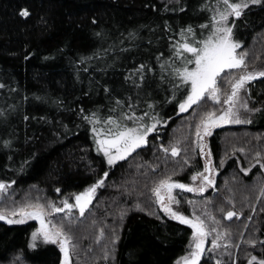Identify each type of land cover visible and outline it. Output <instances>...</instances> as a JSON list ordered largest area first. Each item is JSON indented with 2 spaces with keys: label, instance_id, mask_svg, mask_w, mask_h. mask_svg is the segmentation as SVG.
Segmentation results:
<instances>
[{
  "label": "trees",
  "instance_id": "obj_1",
  "mask_svg": "<svg viewBox=\"0 0 264 264\" xmlns=\"http://www.w3.org/2000/svg\"><path fill=\"white\" fill-rule=\"evenodd\" d=\"M175 2L0 0V83L5 84L0 88V110L4 113L0 115V141L11 139L13 144L11 150L0 145V179L16 181L11 197L19 201L30 194L60 202L64 194L82 191L104 171L109 172L105 185L97 189L85 215H77L70 226L80 249L74 264H105L102 248L111 239L113 228L120 239L116 242L115 260L108 264H174L187 249L190 226L166 216L158 219L133 205L139 201L164 215L152 199L153 181L175 169L173 179L186 183L193 171L202 169L203 157L189 151L193 162L180 170L184 153L172 157L169 152L166 156L159 144L168 146L170 142L180 141L182 148L194 147V126L212 103L193 105L184 113L175 112L174 104H164L162 112L172 116V120L160 126L159 138H150L148 146H142L113 167L96 152L90 125L74 114L79 106L93 109L94 105L106 103L100 83L114 85L119 90L121 74L126 68L139 63L142 57H154L158 51L167 57L170 44L179 39L181 26L199 25L210 18L208 12L198 10L202 0H185L189 7L183 13L164 10L165 4L171 7ZM23 6L30 9V17L19 15ZM164 21H168L173 32L163 28ZM237 23L236 35L243 41L241 50L248 52L250 67L264 68V11L254 7ZM130 32L137 34L132 41L135 46L123 52L113 49L114 44L116 49L128 46ZM169 35L173 37L171 41ZM100 49L113 50L104 58L94 56ZM81 58L82 62L77 63ZM153 67L158 65L153 63ZM221 87L228 90L224 83ZM85 92L90 95L84 96ZM250 93L251 106L264 103V78L250 82ZM155 98L158 103L162 102L164 91ZM25 116L29 119L25 120ZM250 118L251 123L217 126L207 138L218 169L215 186L196 195L185 190L176 192L181 199L179 208L185 214L192 211V205L186 201L195 200L198 212L206 204L222 225L232 230L234 242L240 243L239 250L233 249L234 256L238 257L236 264H247L249 253L264 257L261 245L250 246L240 240L241 233L246 240L253 232L264 239V212L261 211L264 197L260 196L264 169L255 165L247 174L242 171L252 162L256 151L264 152V115L256 113ZM241 147L247 152H240ZM29 157L32 159L24 164ZM221 160H224L222 166ZM57 187L62 189L61 193L55 191ZM221 207L224 212L243 211V215L229 220L219 211ZM122 209L128 212L120 227ZM61 215L56 214L57 219ZM249 215L251 221L247 220ZM37 225L35 220L12 225L0 221V264H10L19 253H23L20 264H58L57 245H43L36 250L27 247ZM101 227L105 229V236L97 242ZM208 239L211 247L212 237Z\"/></svg>",
  "mask_w": 264,
  "mask_h": 264
},
{
  "label": "snow or ice",
  "instance_id": "obj_2",
  "mask_svg": "<svg viewBox=\"0 0 264 264\" xmlns=\"http://www.w3.org/2000/svg\"><path fill=\"white\" fill-rule=\"evenodd\" d=\"M155 7V5H152ZM185 0H176L170 7L164 5L165 11H179L181 13L188 9ZM254 7L264 11V0H202L198 5L199 11H206L210 18L202 24L188 23L180 27L179 39L170 44V55L165 57L163 52H157L152 57H142L139 63H133L123 72L119 90L114 85L100 83L99 87L104 93L106 103L94 105L93 109L79 106L74 113L82 122L90 125L93 143L97 153H102L109 167L115 166L119 161L125 160L130 154L141 149L142 146L150 144L152 140L158 139L160 126L168 125L172 116H166L163 112L164 104H174L175 112L184 113L193 105L211 102L212 107L200 114L195 124L194 147H181L180 141L170 142L166 146L163 142L159 149L167 156L170 152L172 157L184 153L183 161L179 163V169L183 170L185 165L192 164L193 159L188 155L189 151L204 157V165L201 170L193 171L191 183H184L173 179L176 170L166 173L153 181L151 188L152 199L164 215L152 211L141 202H136L133 207L141 211H147L148 215L157 216L158 219L169 217L179 221L191 228V237L187 245V251L178 257L175 264H236L238 257L234 256L233 249H240V243L233 240L232 230L224 227L221 220L210 212L205 204L198 212L197 202L187 200L192 205L191 214H185L179 209L181 199L179 193L174 190H186L191 193H204L215 186L213 173L218 171L212 159V150L208 145L206 137H210L213 129L220 125L251 123V116L256 113L264 115V103L259 106H251L250 82L257 78H264V68L250 67L248 63V52L242 49L243 41L237 37L235 29L237 21L245 18L252 12ZM19 15L24 18L31 16L27 6L19 9ZM247 23V21H244ZM93 23L96 18L93 17ZM163 28L169 33L173 32L168 21H164ZM101 35V33H96ZM135 32L128 34L129 44L125 48L113 49L128 51L135 45L132 43L136 38ZM160 37H157L159 40ZM169 41L173 39L168 36ZM123 44V41H120ZM151 47L152 41H148ZM100 49L101 58L107 57L110 50ZM135 59V58H134ZM83 58L76 62L81 63ZM153 63L158 67H153ZM227 70V71H226ZM84 71H88L87 68ZM223 73V76L221 75ZM221 83L228 86V90L221 87ZM5 84L0 83V88ZM163 90L165 98L158 103L156 96ZM89 96L90 93H83ZM107 110L105 114L104 110ZM144 109H147L145 111ZM0 110V115H3ZM29 119L28 116L24 117ZM0 145L11 150L13 147L11 139L0 141ZM240 152L246 153L243 147ZM232 155H236L233 149ZM12 160V156L8 157ZM24 161L28 164L29 160ZM221 166L224 160H221ZM259 165L264 169V152L256 151L252 162L248 167L242 168L247 174L252 167ZM7 167V165L5 166ZM158 165H153V168ZM23 165H21V170ZM109 176L104 171L93 183L84 190L64 194L59 204L51 199H41L26 194L17 201L11 197L12 185L15 180L0 179V221L7 224H23L29 220L39 222L28 241L27 247L33 250L43 245H57L60 253L58 264H74V257H79V242L76 240L70 226L74 223L77 215L83 217L85 210L91 205L96 196L97 189L103 187ZM57 193L62 189L57 187ZM260 196L264 197V188L260 190ZM234 203L233 201H230ZM75 210V211H74ZM224 212V208L219 209ZM255 212L256 209L252 208ZM264 212V209H261ZM128 209H122L119 213V225L123 226L124 217ZM56 214H62L57 219ZM224 215L231 220L239 218L243 211L228 210ZM247 220L251 221L249 215ZM248 225H245V229ZM105 236V229L101 227L96 238L97 242ZM211 239V247H206L208 238ZM120 239L116 229H112L111 239L102 248V259L105 264L115 260L116 242ZM241 242L264 249V239L250 234L245 240L243 233L240 234ZM110 245V246H109ZM247 264H264V257L248 254ZM23 253H19L10 264H20Z\"/></svg>",
  "mask_w": 264,
  "mask_h": 264
},
{
  "label": "rangeland",
  "instance_id": "obj_3",
  "mask_svg": "<svg viewBox=\"0 0 264 264\" xmlns=\"http://www.w3.org/2000/svg\"><path fill=\"white\" fill-rule=\"evenodd\" d=\"M238 51H241V49L240 50H238ZM227 125H230V124H227ZM227 125H220V126H227ZM207 138L208 137H206V140H207ZM207 143H208V140H207ZM102 154V153H101ZM103 155V154H102ZM203 165H204V157H203ZM203 168V167H202ZM216 174H217V171H215L214 173H213V176H214V179H215V176H216ZM191 177V176H190ZM186 183H191V180L189 179V181L188 182H186ZM234 191H235V189H234ZM174 192H177V190H174ZM185 192H188V191H186L185 190ZM189 193H191V192H189ZM191 194H193V195H196V194H199V193H191ZM56 201V200H55ZM58 204H59V201H56ZM180 209V208H179ZM181 210V209H180ZM182 211V210H181ZM188 215H190V214H188ZM37 223H38V225H37V227H39V222L37 221ZM36 227V228H37ZM191 237V236H190ZM29 239H30V236H29ZM190 239V238H189ZM209 240V239H208ZM29 241V240H28ZM189 242V241H188ZM188 245V244H187ZM206 247H209V243H208V241L206 242ZM188 249H186V251H187ZM185 251V252H186ZM174 264H175V262H174Z\"/></svg>",
  "mask_w": 264,
  "mask_h": 264
},
{
  "label": "flooded vegetation",
  "instance_id": "obj_4",
  "mask_svg": "<svg viewBox=\"0 0 264 264\" xmlns=\"http://www.w3.org/2000/svg\"><path fill=\"white\" fill-rule=\"evenodd\" d=\"M75 211V210H74Z\"/></svg>",
  "mask_w": 264,
  "mask_h": 264
}]
</instances>
